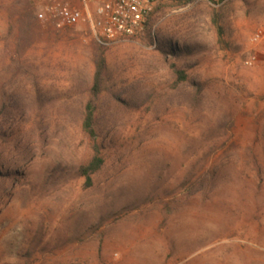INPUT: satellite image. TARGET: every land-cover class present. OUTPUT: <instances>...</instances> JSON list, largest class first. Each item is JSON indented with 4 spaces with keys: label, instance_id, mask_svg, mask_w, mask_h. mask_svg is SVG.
Returning a JSON list of instances; mask_svg holds the SVG:
<instances>
[{
    "label": "rangeland",
    "instance_id": "374dc122",
    "mask_svg": "<svg viewBox=\"0 0 264 264\" xmlns=\"http://www.w3.org/2000/svg\"><path fill=\"white\" fill-rule=\"evenodd\" d=\"M41 16L0 0V264H264V0H160L110 46Z\"/></svg>",
    "mask_w": 264,
    "mask_h": 264
},
{
    "label": "built area",
    "instance_id": "2783aa9c",
    "mask_svg": "<svg viewBox=\"0 0 264 264\" xmlns=\"http://www.w3.org/2000/svg\"><path fill=\"white\" fill-rule=\"evenodd\" d=\"M42 6L45 21L59 28L86 23L95 40L110 46L140 34L160 0H35ZM77 4H81L80 7ZM96 7L92 10V5ZM255 48H264V19L250 39ZM257 50L243 60L245 67L258 64Z\"/></svg>",
    "mask_w": 264,
    "mask_h": 264
},
{
    "label": "trees",
    "instance_id": "16d2710c",
    "mask_svg": "<svg viewBox=\"0 0 264 264\" xmlns=\"http://www.w3.org/2000/svg\"><path fill=\"white\" fill-rule=\"evenodd\" d=\"M175 2L181 3H190L193 0H171ZM212 2L214 0H211ZM182 80H187V77L180 72L179 73ZM101 84H102V68L99 67V71L96 76V84L94 86L95 95H99L101 93ZM96 111L97 107L94 101H90L85 107V118L83 123V130L87 134V136L92 141V156L90 160L81 165L78 174L79 176L85 178L87 185L93 184V176L96 175L104 166L105 160L102 155V150L100 145L98 144V134L96 129ZM3 120V111L0 110V130L2 126Z\"/></svg>",
    "mask_w": 264,
    "mask_h": 264
}]
</instances>
